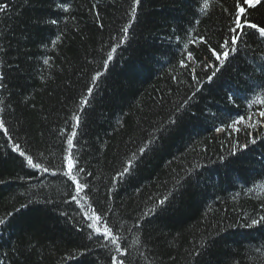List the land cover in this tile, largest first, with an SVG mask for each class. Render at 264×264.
<instances>
[{
	"label": "trees",
	"instance_id": "trees-1",
	"mask_svg": "<svg viewBox=\"0 0 264 264\" xmlns=\"http://www.w3.org/2000/svg\"><path fill=\"white\" fill-rule=\"evenodd\" d=\"M204 3L0 0V264H264V37L221 64L235 0ZM247 18L264 27V4Z\"/></svg>",
	"mask_w": 264,
	"mask_h": 264
},
{
	"label": "snow or ice",
	"instance_id": "snow-or-ice-1",
	"mask_svg": "<svg viewBox=\"0 0 264 264\" xmlns=\"http://www.w3.org/2000/svg\"><path fill=\"white\" fill-rule=\"evenodd\" d=\"M141 3V0H133V5L131 8V15L133 17H135L136 15V11H137V5H139ZM264 4V0H235V5H234V20L232 21L233 25L232 27L229 28V37L224 39L222 43H220L218 45L220 51L218 52L215 48L209 47V51L211 52V54L216 58V61L220 62L221 64L224 63V61H226L229 56L230 53L236 52L238 50V48L236 47L239 43V41L242 39L243 35L246 33V29L247 28H251V29H256L259 33V35L261 37H264V27H259L255 24V23H250L248 20V12L251 9H254L257 5H262ZM208 7V3L207 0H205L204 3V8ZM7 5H3L0 6V11L6 10ZM227 11V9H225ZM52 23H56V21H52ZM122 33L124 34L121 38L119 43L122 44L124 43V38L127 36V33L129 31L128 27H124L122 30ZM57 40L59 39V37L56 38ZM200 42L201 43H207V40L204 37H200ZM53 44L56 43V41L54 40L52 42ZM119 45H117L118 47ZM184 48L187 49L188 48V44H184ZM116 51V48H113L112 51H110L108 53L107 59L104 61L103 67L105 68V70L108 67V61L112 60V53ZM188 58H193L192 57V53L188 52ZM45 64L48 63V60L44 61ZM180 65L181 67H187V64L185 63V60L182 59L180 61ZM207 66V65H206ZM216 73H213L212 76H209L208 79L211 80L213 78V76H215ZM103 75L102 72L98 71L96 72L95 76L93 77V81H95L96 79H98L99 77H101ZM87 93L89 96L92 95L93 93V88L89 87L87 89ZM83 102L84 104L88 103V99L87 97L83 98ZM261 116H264V112L260 113ZM74 119L77 120V122H79V116H74ZM241 120L243 119V117L240 118ZM0 130L3 131V133L5 135L8 134V129L5 126L4 121L0 120ZM217 131H221L220 128L217 129ZM76 133L72 132L66 143H67V150H66V154L63 157V165H64V175H66L72 182L75 183V191L77 194H79L81 191H83V189L86 187L85 184L80 183L78 180V176L76 174H74V171L77 168V162L75 161L74 157H73V137H75ZM152 141H148V143L150 144ZM255 141H253L254 143ZM14 150L19 152L20 156L22 157H26L27 160V164L34 168V169H40L42 168V165L39 163H34L33 161V157L31 155H26V153L21 150L20 146L18 144H14L13 146ZM146 151L145 147H141L139 148V152L141 154H143ZM134 158H135V154ZM134 161L133 160H129L127 161V165L125 166L122 170V172L117 173L118 176L123 177V175L125 173L129 172V168L131 166H133ZM43 171L47 172L49 171L48 168H43ZM79 171H83V169H79ZM73 200L77 199V196H73L72 197ZM165 200H167V197H165L164 199L160 200L159 203L161 205H163L165 203ZM86 219L91 221V223H89L87 225L88 228H91L94 230V233L96 234H100L101 233V227L100 225L103 223L104 227H103V237L104 239H110L112 243H116L118 240V237H116L115 235H113V230L112 227L108 226L107 222L104 221L103 217L101 215L96 214L95 209L92 210L91 214H86ZM261 222H264V216L260 217L259 219H253L252 220V225H256L259 224ZM4 220L0 219V224H3ZM251 226V225H249ZM91 238V234L90 237ZM117 250L119 251V247L117 248ZM113 260V264H124L123 260H118L115 256L112 257Z\"/></svg>",
	"mask_w": 264,
	"mask_h": 264
},
{
	"label": "rangeland",
	"instance_id": "rangeland-1",
	"mask_svg": "<svg viewBox=\"0 0 264 264\" xmlns=\"http://www.w3.org/2000/svg\"><path fill=\"white\" fill-rule=\"evenodd\" d=\"M258 114H260V112Z\"/></svg>",
	"mask_w": 264,
	"mask_h": 264
}]
</instances>
